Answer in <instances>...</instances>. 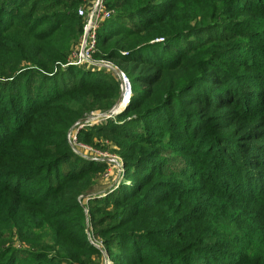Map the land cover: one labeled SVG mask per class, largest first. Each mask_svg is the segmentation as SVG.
I'll list each match as a JSON object with an SVG mask.
<instances>
[{"label":"trees","instance_id":"1","mask_svg":"<svg viewBox=\"0 0 264 264\" xmlns=\"http://www.w3.org/2000/svg\"><path fill=\"white\" fill-rule=\"evenodd\" d=\"M79 1L33 34L26 0H0V264H94L100 251L87 229L112 264H264V74L235 69L230 55L246 41L196 11L201 0H105L112 14L96 30L94 56L113 61L131 93L78 138L102 147L98 132H109L129 185L79 201L105 163L75 154L66 133L121 94L111 73L67 64L82 33ZM209 2L220 15L226 2ZM254 2L247 12L264 13ZM216 28L220 37L204 35ZM170 139L189 146L180 150L192 189L161 171ZM163 175L174 179H155ZM107 199L123 204L118 220L93 229L88 202Z\"/></svg>","mask_w":264,"mask_h":264},{"label":"rangeland","instance_id":"2","mask_svg":"<svg viewBox=\"0 0 264 264\" xmlns=\"http://www.w3.org/2000/svg\"><path fill=\"white\" fill-rule=\"evenodd\" d=\"M71 1L72 0H26V6L21 10L24 11L27 16L26 20L23 22H30V24H33L30 29L33 34L39 32L40 30H44L48 26L47 21L49 18L55 17V20L59 21L65 16H67L68 13H72L70 8L68 7ZM254 1L256 0H222V2L226 3L221 4L224 5V9L220 13V15H218V7H220V5L214 4L211 14V4L209 0H201V4L199 5L198 10L196 11H206L205 17L207 20L214 21L216 23H219L220 25L229 28V37L245 39L246 42H241V44L238 45L237 50L230 55L232 58H234L232 59V61L235 63L234 67L237 71H247L249 73L264 74V13L259 11H254L250 13L247 12V5L254 4ZM81 3L82 2L80 0L79 3L76 4V9L81 5ZM259 3V10L261 11L264 8V0H259ZM108 8H110V6ZM36 22L39 25H37ZM190 24L192 25L194 24V22H191ZM204 35L209 37L208 39H212L215 37H220L221 32L219 28H216L215 30L206 32ZM231 40H234V38H231ZM79 41L80 36L77 40L73 39L72 46L66 61L77 49ZM211 45L214 48H220L223 47L225 44L213 43ZM115 108L116 102L111 107H105L104 105H102L101 107H93V109L85 113L83 117L76 119L72 123L71 127H73L75 122L79 120L83 121L86 118H89V122L86 124L87 126L95 125L100 127L104 124L106 119H111L118 113L117 111L114 114H111L112 111L116 110ZM257 109L259 114L264 117V105H260ZM98 135L101 136L99 138V141L101 143L102 140V148L107 149L110 152L112 151L116 153L121 157L122 161H124L121 155V149L120 147H118V142H116V139L107 131H99ZM105 141H107V143ZM169 141L170 144L166 145L167 147H169L166 151L167 154H162L159 156L160 158L164 157L166 159V162H163L161 171L165 174L170 172L175 173L174 177H176V181L182 188L192 189L195 180H193V177L189 175V158L184 153V151L180 150L181 145L185 146V149H188L187 147L189 146L185 145L183 142L174 139H170ZM102 174L103 170L97 171L94 174L92 178V186L88 190L89 192L83 195V204L87 203L85 198L89 199L96 197L95 199L97 200L103 199L107 197V195L115 191L121 185H129V179L127 176L128 172H126L125 169L120 175L119 180L116 182V184H112V180L115 178V174L112 175L114 177L110 179V182L105 181L103 179ZM174 177H168L167 175H163L156 176L155 179L159 178L173 180ZM179 179H181V181ZM88 204L90 207L94 208V212L91 216V219L97 226L93 229H112V225H115L116 221L118 220V216H116L115 213L123 209V204H121L120 206H115L112 204L111 201H108V199L100 204L93 202H88ZM124 205H126V202ZM122 248L123 247L117 245L111 246L113 253H118L124 250L126 251L125 248ZM110 264H112V260H110Z\"/></svg>","mask_w":264,"mask_h":264},{"label":"built area","instance_id":"3","mask_svg":"<svg viewBox=\"0 0 264 264\" xmlns=\"http://www.w3.org/2000/svg\"><path fill=\"white\" fill-rule=\"evenodd\" d=\"M81 2L82 3L76 9V12L83 22L82 33L78 47L69 57L67 64L79 65L85 68L111 73L119 80L121 94L122 96L126 95L128 100L131 93V87L126 74L113 61L94 56L96 50V30L104 20L111 16L112 10L105 5V0H81ZM117 108H115L116 110L112 111L111 114L119 111ZM88 122L89 118L75 122L73 127L68 129L66 133L67 143L75 154L89 160L104 162L105 169L102 174L103 179L110 182V179L114 177L112 175L115 174L112 184H116L120 175L124 171L123 161L116 153L112 151L110 152L102 147H97L92 144L90 145L78 138L79 129L84 127ZM105 142L107 143V141ZM78 199L83 204V195H80ZM85 200L87 201L88 198H85ZM84 210L87 212L85 206ZM87 235L90 243L100 251L103 257L102 264H110V260L102 241L92 234L90 230H87Z\"/></svg>","mask_w":264,"mask_h":264},{"label":"crops","instance_id":"4","mask_svg":"<svg viewBox=\"0 0 264 264\" xmlns=\"http://www.w3.org/2000/svg\"><path fill=\"white\" fill-rule=\"evenodd\" d=\"M102 182H104V181H102ZM92 258L94 260V264H102V262H103V260H102L103 257L101 255V253H100V255L95 254Z\"/></svg>","mask_w":264,"mask_h":264},{"label":"water","instance_id":"5","mask_svg":"<svg viewBox=\"0 0 264 264\" xmlns=\"http://www.w3.org/2000/svg\"><path fill=\"white\" fill-rule=\"evenodd\" d=\"M123 97V98H122ZM123 99H125V104L127 102V97L126 95L122 96V94H120L119 98L116 100V108L119 106V104L123 101ZM124 104V105H125ZM123 108V107H122ZM106 256V255H105Z\"/></svg>","mask_w":264,"mask_h":264},{"label":"bare ground","instance_id":"6","mask_svg":"<svg viewBox=\"0 0 264 264\" xmlns=\"http://www.w3.org/2000/svg\"><path fill=\"white\" fill-rule=\"evenodd\" d=\"M124 104H125V99L119 104V106H118V110H121L122 109V107L124 106Z\"/></svg>","mask_w":264,"mask_h":264}]
</instances>
